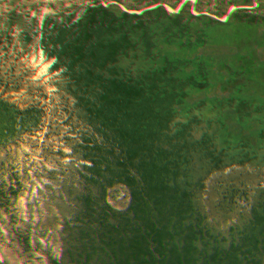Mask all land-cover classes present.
I'll use <instances>...</instances> for the list:
<instances>
[{
	"label": "rangeland",
	"instance_id": "obj_1",
	"mask_svg": "<svg viewBox=\"0 0 264 264\" xmlns=\"http://www.w3.org/2000/svg\"><path fill=\"white\" fill-rule=\"evenodd\" d=\"M77 230L121 264H264V0H0V264H103Z\"/></svg>",
	"mask_w": 264,
	"mask_h": 264
},
{
	"label": "trees",
	"instance_id": "obj_2",
	"mask_svg": "<svg viewBox=\"0 0 264 264\" xmlns=\"http://www.w3.org/2000/svg\"><path fill=\"white\" fill-rule=\"evenodd\" d=\"M222 12L219 11L217 15L215 14L214 17H205L204 15V24L210 21L213 24H217V21L220 22V16L219 14ZM185 51V50H184ZM258 51V46L254 42H250L245 44L242 49L239 51L238 56L234 58L236 64L239 66L240 71H246L248 74L249 72L247 71L249 68L252 67V64L254 61H256L257 57L259 56ZM243 58L242 60H239L240 58ZM261 56H259L260 58ZM240 62H239V61ZM195 68H198L199 72L201 73V77L196 75L191 76V73L188 72L186 73V77H175L172 79V82L175 83V80H182L181 85H188V84H193L194 82H199L198 85L202 86V88H209V87H217L218 81L220 82V79L222 76L226 75L223 73L222 70H218V66L216 64H213V62H210L209 64L206 65H197ZM209 69L211 71V75L209 74ZM190 71H193L192 68ZM225 82V80H224ZM222 85H220L221 87ZM201 88V87H200ZM253 98V97H252ZM250 102V100H247ZM247 102V103H248ZM243 106V105H242ZM203 158V157H202ZM197 161L202 160L200 158L196 159ZM106 177L102 176L98 180H96L97 184H102V186H107L108 183L106 181ZM94 179H91L87 182V186L83 181L81 182V185H85V189L82 192H79V186H69L66 189V196L69 198V202L71 205L75 206L76 210L78 211H85L87 210L88 212H91L95 210V206L98 204V198H99V189L96 186L93 190L89 189L88 184L93 183ZM95 181V180H94ZM79 183V182H78ZM79 185V184H78ZM90 210V211H89ZM103 217V216H101ZM76 218V217H74ZM74 221V219H72ZM72 221L70 220L68 223V227L72 226ZM76 234V235H75ZM75 240L78 242H81L82 245H89L92 243L91 250L93 251L96 260L109 264H121L124 263L129 257L124 256V252L122 253L119 251V247L121 246L117 242L113 245H111V241L108 242L109 236H104V235H89L88 233H83L80 231L75 232ZM185 240V239H184ZM184 244V243H183Z\"/></svg>",
	"mask_w": 264,
	"mask_h": 264
}]
</instances>
